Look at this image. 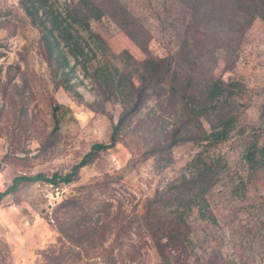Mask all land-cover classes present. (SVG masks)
I'll list each match as a JSON object with an SVG mask.
<instances>
[{
  "label": "rangeland",
  "instance_id": "rangeland-1",
  "mask_svg": "<svg viewBox=\"0 0 264 264\" xmlns=\"http://www.w3.org/2000/svg\"><path fill=\"white\" fill-rule=\"evenodd\" d=\"M93 1L104 15L91 21V29L106 41L108 51L102 54L89 33L77 28L82 42L88 44L92 65L99 62L114 74L117 68L132 77L137 90L144 92L142 100L125 122L117 145L101 151L92 164L81 169L75 182L59 187L25 184L16 194L4 197L0 264H38L37 254L57 242V231L47 216L82 187L111 176L115 181L110 194L121 204L123 216L142 213L149 199L169 200L183 177L191 176L192 161L200 155L207 163H220L222 169L207 195L217 223L202 220L193 208L187 219L186 243L190 245L186 253L172 252V256L179 255V264H264V166H253L245 158L256 136L259 146L264 145V20L255 19L232 51L205 47L207 66L194 61L200 72L194 83H202L193 86L194 92L203 89L201 74L208 69L214 70L216 78L242 85L231 102L234 129L226 141L208 146L201 140L203 130H209L206 120L201 124L190 121L174 138V129L187 118L184 104L192 101L177 92L174 84V54L179 51L174 17L179 16L181 5L175 0ZM51 3L63 10L74 7L77 0ZM140 27L142 34L137 30ZM128 30L137 32L150 57L172 59L167 80L149 76L152 72L143 64L148 55ZM182 65L178 60L175 71L180 72ZM93 66L87 65L86 74L77 65L65 82L43 44L42 30L27 16L21 0H0V192L19 176L65 175L93 145L109 143L118 120L138 102V93L128 105L109 97L92 79ZM182 84H188L187 76ZM56 106L58 132H54ZM147 239H134L138 253L133 262L128 259L124 264L158 263ZM114 257L116 264H123L117 252ZM91 264L114 263L101 256Z\"/></svg>",
  "mask_w": 264,
  "mask_h": 264
},
{
  "label": "trees",
  "instance_id": "trees-1",
  "mask_svg": "<svg viewBox=\"0 0 264 264\" xmlns=\"http://www.w3.org/2000/svg\"><path fill=\"white\" fill-rule=\"evenodd\" d=\"M175 1L181 5V10L179 16L174 17V32L179 46V51L174 54V84L177 92L192 101L184 104V116L187 118L174 129V138L181 134L183 128L189 127L190 121L201 124L202 120H206L209 130H203L201 140L207 142L208 146H215L226 141L235 127L236 117L231 102L238 96L236 91L242 85L216 78L214 70L208 69L201 74L204 78L203 89L194 92L195 84L202 85L200 82L194 83L195 76L200 75L195 67L196 62L207 66L204 62L207 54L203 50L208 46L224 52L234 50L232 45L238 43V39L244 36L255 19L264 20V0ZM21 3L27 16L42 30L43 44L65 82L75 72L77 65H82L86 74L89 71L87 65L93 66L87 51L88 44L82 42L77 28L87 31L96 49L106 55V41L91 29V21L99 20L104 15L103 8L93 0H77L74 7L68 5L63 10L54 8L51 0H21ZM137 30L142 34V27ZM136 33L128 30V34L148 55L143 64L152 72L148 71L149 76L160 77V81L167 80L172 72V59L150 57L147 47L138 41ZM126 56L129 60L130 56ZM69 57L74 61L73 66ZM178 60L183 63L180 72L175 71ZM211 61L217 64L216 60ZM93 70L92 79L109 97L128 105L137 92L138 102L118 120L109 143L93 145L91 151L69 173L55 174L51 178L43 174L16 177L10 187L0 192V205L4 197L16 194L25 184L43 182L53 187L72 184L78 179L81 169L92 164L101 151L117 145L125 122L138 109L144 92L138 91L133 78L120 74L117 68L114 74L107 66L98 62ZM115 75L119 76L116 78ZM184 76L188 80L185 85L182 84ZM58 111L59 107L56 106L53 113L54 132L60 130ZM258 137L251 142L245 153L246 160L256 167L264 166V145L259 146ZM200 156L192 161L194 171L191 176L183 177V181L173 188L174 192L169 200L149 199L142 213L123 216L121 204L115 203V196L110 194L114 190L110 186L115 181L111 176L107 175L100 184L82 187L78 193L57 205L51 217L47 216L49 223L57 231V242L37 254L38 264H91L95 258L101 256L108 263L116 264L115 252L121 263L124 264L128 259L133 262L139 248L135 238H148L159 258L157 264H173V259L174 264H179V255L172 256V252L184 254L190 245V241L189 244L186 243V234L190 229L187 219L192 209H197L202 220L217 223L207 195L222 169L220 163H207ZM163 239L166 240L165 243Z\"/></svg>",
  "mask_w": 264,
  "mask_h": 264
}]
</instances>
